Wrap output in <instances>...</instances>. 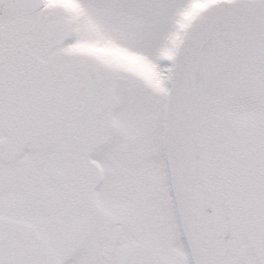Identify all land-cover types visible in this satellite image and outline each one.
<instances>
[{
  "label": "snow or ice",
  "instance_id": "1",
  "mask_svg": "<svg viewBox=\"0 0 264 264\" xmlns=\"http://www.w3.org/2000/svg\"><path fill=\"white\" fill-rule=\"evenodd\" d=\"M0 264H264V0H0Z\"/></svg>",
  "mask_w": 264,
  "mask_h": 264
}]
</instances>
